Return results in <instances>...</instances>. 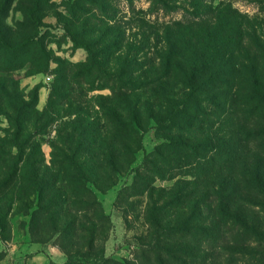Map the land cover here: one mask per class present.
<instances>
[{
    "label": "trees",
    "instance_id": "obj_1",
    "mask_svg": "<svg viewBox=\"0 0 264 264\" xmlns=\"http://www.w3.org/2000/svg\"><path fill=\"white\" fill-rule=\"evenodd\" d=\"M33 1V9L20 12L21 21L9 25L6 20L13 0H0V92L7 110L16 113L14 119L7 117L14 130L8 135L10 141L1 142L0 171L7 166L4 156H13L15 164L0 183V195L19 176L18 165L33 138V134H26L27 118L18 112L31 108L24 106L23 98L20 101L14 74L22 69L45 72L48 67L46 52L39 53L41 65L40 60L31 64L21 57L31 47H38L41 39L38 0ZM153 1L159 9L166 5L163 0ZM209 1L185 0L190 9L182 20L167 25L162 37L157 34L161 41L155 55L149 52L147 38L138 41L139 46L130 44L129 53L124 58L119 55L120 64L114 65L112 75L105 79L101 77L106 73L101 63L103 53L93 54L86 47L88 59L80 65L78 77L91 85L97 79L110 82L112 106L108 114L115 135L102 137L97 126L91 128L92 134L78 126L71 147L66 151L54 148L57 154L52 156L50 173L42 161L38 167L26 164L31 190H20V198H16L20 201L37 195L38 207L31 222L37 214L50 219L49 225L67 255L65 264H139L116 262L104 256L110 220L93 188L108 191L120 175L129 171L140 149L139 130L152 120L158 131L166 132L153 157L159 164L179 170L172 174L174 179L188 175L190 182H186L191 185L180 189L159 208L156 204L153 207V220L158 226L165 221L158 217L167 209H172L169 217H174V237L164 241L172 242L174 253L158 255L154 264H221L224 255L219 253L220 248L248 251L250 244L259 245L264 240L241 213V204L250 196H261L264 202V35L256 19L239 13L231 3L224 0L214 6ZM69 14V24L82 22L85 27L88 19L81 21L74 6ZM88 14L83 11L82 16ZM114 25V29L118 27ZM13 29L22 31L20 39L13 41L9 37ZM113 47L115 54L119 49ZM140 50L143 61L138 62L137 54L132 56V52ZM138 72L140 77H136ZM66 74L65 69L58 73L48 107L64 99L62 92L70 91ZM107 141L112 146L106 147ZM114 143H121L122 150L114 149ZM105 151L111 174L99 186V178L88 174L89 170L93 172L88 165L102 168L98 165L104 164ZM86 153L90 159L83 162L81 155ZM180 168L189 170L182 173ZM144 171L151 174L152 182L166 176V171L154 162ZM133 185L134 182L130 187ZM49 190H53L52 195ZM4 217L0 213L1 224ZM142 260L145 264L150 258L143 256Z\"/></svg>",
    "mask_w": 264,
    "mask_h": 264
},
{
    "label": "rangeland",
    "instance_id": "obj_2",
    "mask_svg": "<svg viewBox=\"0 0 264 264\" xmlns=\"http://www.w3.org/2000/svg\"><path fill=\"white\" fill-rule=\"evenodd\" d=\"M163 1L166 5L159 9L153 0H38L40 43L38 47H31L21 57L29 60L31 64L35 60H40L38 64L41 65L43 62L39 53L46 52L48 67L45 72L33 73L30 69H22L14 74L20 101L23 98L24 106L31 108L18 112L27 118L26 134H33V138L18 165L19 176L12 182L10 189L0 195V213L5 215L3 224L0 223V264L66 263L67 255L60 247L58 236L49 225L50 219L37 214L31 222L33 211L38 207L37 195H28L20 201L16 200L20 198L18 196L20 190L28 193L31 190L26 164L38 167L37 163L42 161L50 173L52 156L57 154L54 148L66 151L71 147L72 136L78 126L81 128L84 126L87 130L97 126L96 130L101 132L102 137L115 135V126L111 114H108L111 113L112 106L110 82L97 79L91 85L84 78L78 77L80 65L88 59L86 47H90L93 54L103 53L101 63L105 66L106 73L101 77L104 79L112 75L110 69L114 65L120 64L119 55L124 58L129 53L130 44L139 46L138 41L147 38L150 43L149 52L153 54L160 47L159 41L164 28L174 21L182 20L190 9L185 0ZM220 1L224 0L209 2L216 6ZM225 1L231 3L239 13L256 19L255 24L260 28L261 35H264V0ZM88 3L99 5L100 9ZM33 5V0H13L7 24L12 25L21 21L20 12L32 10ZM71 6L75 7V14L83 18L81 21L88 19L85 27H82V22L69 24ZM83 11L89 14L82 16ZM114 24L118 25L115 29ZM21 33L22 31L14 30L8 34L15 41L20 39ZM112 45L119 49L115 54H112L115 51V46L112 48ZM135 54L138 62L143 61L141 50L133 51L132 56ZM64 69L67 71V87L70 91L62 92L64 99L48 107L52 87L59 78L58 73ZM140 74L138 72L136 77H140ZM177 96L180 97L181 93H177ZM2 97L0 92V150L1 142H9L8 135L14 132L7 117L14 119L16 115L7 110V102ZM165 135L166 132L158 131L156 122L152 120L147 127L139 130L140 149L129 171L120 175L117 184L108 191L102 192L93 188L110 220L107 240L103 244L106 258L121 263L127 261L142 264L144 262L142 257L146 256L150 260L145 264H154L158 255L165 256L167 251L174 253L172 242L171 244L164 242L165 238L174 237L172 233L174 217H169L172 209H167L164 214L159 213V221L162 219L165 221L158 226L153 220V207L156 204L159 208L167 203L171 196L181 191L180 189L187 186L190 188L191 185H187L186 182L190 180L188 175L181 174L174 179L172 174L180 173L179 170L175 168L171 170L169 164L167 166L162 162L159 164L158 159L153 157L152 154L163 143ZM106 144V147L112 146L109 141ZM113 146L118 150L123 148L121 143H114ZM15 153L16 150H13L12 155ZM123 154L124 152L121 153L122 157ZM4 157L7 166L0 171L1 184L4 183L9 169H13L15 164L13 156ZM81 157L83 162L90 159L87 153ZM108 157L105 151L104 164H96L102 168L88 165L89 168H93V172L89 170L88 174L99 178V186L102 185L103 179L111 174L107 165ZM148 159L158 164L160 170L166 171L165 178L151 181L149 178L151 174L144 171L145 167L151 166V162H147ZM180 170L183 173L189 169ZM23 174H26L25 178ZM133 182L135 186L130 187ZM50 192L52 195L53 190H49ZM241 213L258 234L264 237V202L261 196H250L248 202L241 204ZM226 237L231 235L227 234ZM220 249L222 251L219 253L224 255L220 258L221 264H264V240L260 241L259 245L255 242L250 244L248 251L239 250V247L229 251L226 248ZM251 249L255 253L249 251Z\"/></svg>",
    "mask_w": 264,
    "mask_h": 264
},
{
    "label": "crops",
    "instance_id": "obj_3",
    "mask_svg": "<svg viewBox=\"0 0 264 264\" xmlns=\"http://www.w3.org/2000/svg\"><path fill=\"white\" fill-rule=\"evenodd\" d=\"M31 264H34L33 262H31Z\"/></svg>",
    "mask_w": 264,
    "mask_h": 264
}]
</instances>
